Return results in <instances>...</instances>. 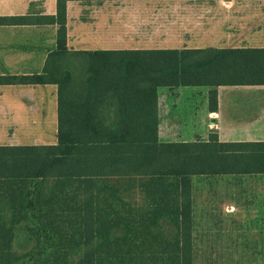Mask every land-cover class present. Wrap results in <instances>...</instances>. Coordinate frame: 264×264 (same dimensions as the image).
<instances>
[{
	"label": "trees",
	"instance_id": "trees-1",
	"mask_svg": "<svg viewBox=\"0 0 264 264\" xmlns=\"http://www.w3.org/2000/svg\"><path fill=\"white\" fill-rule=\"evenodd\" d=\"M0 25H55L41 73L0 85H54L56 139L0 145V264H216L215 208L196 183L264 175V142L158 138V89L264 86L262 48L69 50L66 4ZM104 1V0H97ZM220 180V179H219ZM204 219H207L205 221ZM207 246V249L206 247ZM247 260L264 263V255Z\"/></svg>",
	"mask_w": 264,
	"mask_h": 264
},
{
	"label": "crops",
	"instance_id": "crops-1",
	"mask_svg": "<svg viewBox=\"0 0 264 264\" xmlns=\"http://www.w3.org/2000/svg\"><path fill=\"white\" fill-rule=\"evenodd\" d=\"M160 3L167 6L164 21H160ZM55 4L56 0H8L0 17L51 16L55 15ZM160 22L166 25V33H162ZM66 29L67 48L75 51L264 49V0L68 1ZM176 32L182 33V45L165 47L163 43L177 38ZM55 36V25H0V76L41 73L48 53L55 48ZM164 89L167 91L162 97L158 92L157 99L160 141L207 140L210 133H215L221 143L264 142V86L217 87L215 112L208 109L210 88ZM181 91L198 95L195 100L201 114L186 117L182 112H171ZM166 100L170 102L167 104ZM48 102L55 141L56 86L0 85V126L6 123L10 133L9 143L0 138V145L17 146L14 128L41 127L44 123L46 128ZM34 110L38 112L35 116L31 113ZM160 113L171 122L163 130ZM29 142L20 145H36L40 141ZM192 190L196 206L214 207L215 222L222 224L213 234V243H209L219 257L216 264H264L246 258L264 255V175H223L214 183H196Z\"/></svg>",
	"mask_w": 264,
	"mask_h": 264
},
{
	"label": "rangeland",
	"instance_id": "rangeland-1",
	"mask_svg": "<svg viewBox=\"0 0 264 264\" xmlns=\"http://www.w3.org/2000/svg\"><path fill=\"white\" fill-rule=\"evenodd\" d=\"M7 1L8 0H0V11L1 9L5 8V6L7 5ZM11 1V0H10ZM160 7V21H164V13H165V9H166V4L165 3H160L159 5ZM176 8L178 7L177 5L175 6ZM179 7H181L179 5ZM178 10H181L178 9ZM177 10V11H178ZM161 23V22H160ZM165 24H160V29L163 30L162 33H166V31H164V29H166ZM181 32H176L175 36H177L176 39L171 38L170 41L163 43L165 45V47H180L183 43V41L180 39V37L182 36ZM161 34V33H160ZM162 39V38H161ZM164 39V38H163ZM163 39L161 40V42L163 41ZM162 44V45H163ZM180 88H186L187 90H192L193 87H180ZM167 90L164 88H160L158 90L159 92V97H162L161 94L166 92ZM182 93H180V96L178 97V100L175 101L176 103V108L175 110L171 111L172 113L177 111V112H182L184 113V115L186 117H191V115L193 114H201L202 113V109L199 108L195 98L198 97V95L195 94H189L191 91H181ZM164 102V101H163ZM170 101L166 100V103L168 104ZM47 115H48V119H47V126L45 128V123L44 125H42L41 127H37V126H33L31 128H27V127H17L14 128L15 130V139L17 140V145L19 144H25V143H30L29 140L32 139H38L40 142L39 144L36 145H40V144H47V143H52L54 141V135H55V127L54 124L52 122V119H50V117L52 116V111L50 110V103L48 102L47 104ZM32 114L37 115L38 112L31 111ZM41 117V116H40ZM37 123H39L38 119L35 120ZM23 122H31V120H24ZM189 121H186V123H188ZM170 121L169 118H165L162 113H160V129L163 130L164 127H170ZM177 123L174 121V124ZM2 124H5L2 125ZM0 126V138L5 141L6 143H9L10 138H9V132L7 130V125L6 123H2ZM173 124V123H172ZM43 131V132H42ZM41 132V133H40ZM14 136V135H13ZM28 145V144H27Z\"/></svg>",
	"mask_w": 264,
	"mask_h": 264
}]
</instances>
